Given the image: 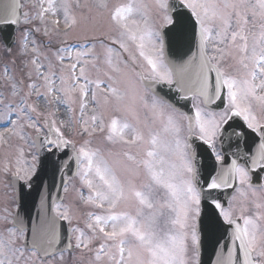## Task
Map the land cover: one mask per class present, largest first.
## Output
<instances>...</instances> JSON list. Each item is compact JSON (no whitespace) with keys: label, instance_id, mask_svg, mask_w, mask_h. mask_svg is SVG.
<instances>
[{"label":"snow or ice","instance_id":"1","mask_svg":"<svg viewBox=\"0 0 264 264\" xmlns=\"http://www.w3.org/2000/svg\"><path fill=\"white\" fill-rule=\"evenodd\" d=\"M0 185V264H264V0H5Z\"/></svg>","mask_w":264,"mask_h":264},{"label":"water","instance_id":"2","mask_svg":"<svg viewBox=\"0 0 264 264\" xmlns=\"http://www.w3.org/2000/svg\"><path fill=\"white\" fill-rule=\"evenodd\" d=\"M5 2V0H0V5H2ZM22 12V10H20ZM15 33V26H11L8 29V34L12 35ZM50 187H51V191L53 193H59V195H62V189L57 187V184L59 182V175H57L55 178L49 176L46 178ZM39 191H40V186H34V192H33V196L35 198L38 199L39 196ZM209 255L210 253L208 251H204L203 255H202V259L205 262V264H209Z\"/></svg>","mask_w":264,"mask_h":264},{"label":"rangeland","instance_id":"3","mask_svg":"<svg viewBox=\"0 0 264 264\" xmlns=\"http://www.w3.org/2000/svg\"><path fill=\"white\" fill-rule=\"evenodd\" d=\"M24 0H21V3H23ZM26 9H23L22 8V12L25 11ZM3 191H5L2 187V185H0V209H2L5 205H4V201H3V198H2V193ZM9 207H11V205H9Z\"/></svg>","mask_w":264,"mask_h":264}]
</instances>
